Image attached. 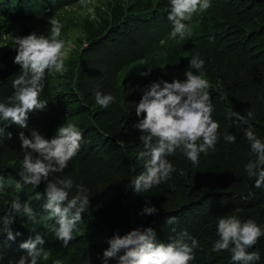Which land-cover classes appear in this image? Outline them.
I'll use <instances>...</instances> for the list:
<instances>
[{
  "label": "trees",
  "instance_id": "1",
  "mask_svg": "<svg viewBox=\"0 0 264 264\" xmlns=\"http://www.w3.org/2000/svg\"><path fill=\"white\" fill-rule=\"evenodd\" d=\"M130 1L129 7L121 3L112 5L113 10H119V18L114 22L110 18L104 35L107 41L123 43V48L116 49L112 43L105 42L108 58L101 59L107 65L93 69L91 77L79 81L81 91L94 98L97 90L114 96L115 102L108 108L112 112L119 107L120 111L113 127L104 123L94 127L90 133L94 132L97 143L81 131L84 139L78 154L63 173L53 175L59 179L70 177L73 181L69 198L76 193L77 185L87 189L85 194L90 204L83 216V226L74 230V238L67 247H62V242L51 231L54 221L33 224L17 216L11 227L21 235L14 241L2 234L0 223V256L3 257L0 264H14L21 255H26L19 244L29 237L34 238L36 233L44 236L46 241L40 264L57 261L59 264H102V253L109 246L108 240L117 233L123 235L141 225L151 226L157 240L163 242H169L179 232L187 230L200 244L194 250L195 258L190 264H233L230 252L212 251L213 243L218 239V218L229 215H236L241 220L251 218L264 229V187L255 188L256 178H249L244 171L249 160L255 158L243 136L247 125H239L238 121L227 118L228 109L245 116L251 112L249 124L257 137L264 140V0H239L243 3L238 5L233 0H210L209 9L193 16L190 22L192 35L184 40L171 38L172 26L167 19L169 0ZM86 2L0 0V102L12 95V81L20 74V65L14 63L13 36H24L33 31L47 35L50 17H56L65 7L75 4L83 7ZM60 23L62 37L78 26L72 12H66ZM138 27L142 31L139 35L142 40L135 31ZM193 55H199L205 61L201 72L193 71L208 80L214 109L212 118L220 125L215 150L207 155L201 153L198 165H193L177 150L175 155L167 157L175 169L171 178L148 192L137 193L129 184L144 171V161L137 158L143 150L142 133L135 127L144 114L136 115V103L153 81L186 79L184 74ZM86 59L87 54H84L82 61ZM75 67L79 68V64ZM149 68L151 71L147 76L141 75ZM109 70L113 73L111 79H108ZM122 76L125 77L123 80ZM56 77L46 73L39 97L48 103L50 112L45 138L54 136L56 129L66 123L65 108H60L61 101L51 96L50 80ZM126 101H129V107L124 111L122 107ZM6 122L0 121V125ZM10 126L11 139L7 135L0 140V180L5 184L4 191L0 192V216L9 212L8 204L18 196L21 202L30 204L39 219L46 213L38 210L34 201L44 192L45 182H41L40 190L31 193V186H25L18 175L24 155L31 153L30 149H22L18 134L23 131L30 138L31 131H39V128ZM226 133L236 135V142H226L223 138ZM103 137L107 140L103 141ZM116 137L119 147L109 150V140ZM14 181H19L22 187L17 189L14 184L9 187ZM146 200L158 209L155 215L138 214ZM170 216L176 217L174 224H166ZM79 231L83 234L76 237ZM248 251L260 254V260L253 264H264V236ZM109 264L116 262L110 259Z\"/></svg>",
  "mask_w": 264,
  "mask_h": 264
},
{
  "label": "clouds",
  "instance_id": "2",
  "mask_svg": "<svg viewBox=\"0 0 264 264\" xmlns=\"http://www.w3.org/2000/svg\"><path fill=\"white\" fill-rule=\"evenodd\" d=\"M211 7L210 0H169L167 19L171 23V38L184 40L191 37L190 22L195 14L202 13ZM50 29L47 35L35 31L24 36H13L11 43L15 45L14 63L20 65V74L12 81L14 89L5 102H0V121H9L20 129L28 128L29 113L44 110L47 102L40 100L44 88L46 73H62L65 71L64 57L65 41L61 39L62 25L56 17L49 18ZM205 61L199 55H193L185 72L186 79L159 80L151 82L143 91V95L135 106L137 116L143 118L135 125L142 135L140 141L143 150L138 159L144 161V171L129 184L137 193L148 192L154 186H159L171 178L175 170L168 156L175 155L180 150L193 164H199L200 154L207 155L215 150L218 142L220 125L212 118L214 111L211 96L208 91L210 84L201 72ZM151 71L143 72L147 76ZM95 102L102 108H108L115 102L114 96L95 92ZM252 113L241 115L232 109L227 110V118L247 125L243 136L250 145L254 159L245 165L244 171L249 178L255 179V188L264 187V140H261L252 130L249 120ZM0 127V136L5 132ZM12 134H8L11 139ZM18 138L22 149H30L35 155L26 154L22 160V170L18 173L24 185L34 189L45 182L46 194L43 210L46 215L39 219L37 213L27 201L21 202L17 196L9 205V212L0 216L3 232L9 241H14L20 232H14L11 225L16 217L26 218L33 224L40 221H54L51 231L62 247H67L73 237V232L83 218L90 200L85 194L87 189L77 185L76 193L69 198L73 188L71 179H59L52 174L63 173L69 162L78 154L83 133L76 124L67 122L61 124L54 136L45 138L37 130L31 131V137L20 131ZM224 140L236 142V135L226 133ZM51 177V178H50ZM20 189L19 181L9 185ZM5 184L0 180V192ZM39 198V197H38ZM158 209L146 200L138 213L141 216L155 215ZM176 217L170 216L166 224H174ZM47 227V225H45ZM35 231V230H34ZM175 231V229H173ZM217 236L212 246L213 252L228 251L233 264H253L260 260L258 251H248L264 236L262 229L253 219L241 220L236 215L218 218ZM45 237L36 233L19 244L26 251L14 264H40L44 254ZM108 247L103 250L102 264L115 260L116 264H190L195 258L194 250L200 247L199 241L187 230L179 232L169 242L158 241L155 230L143 225L135 227L127 233L115 234L108 240ZM45 258H47L45 256ZM3 257L0 256V260ZM59 264V262H54Z\"/></svg>",
  "mask_w": 264,
  "mask_h": 264
},
{
  "label": "rangeland",
  "instance_id": "3",
  "mask_svg": "<svg viewBox=\"0 0 264 264\" xmlns=\"http://www.w3.org/2000/svg\"><path fill=\"white\" fill-rule=\"evenodd\" d=\"M233 2L237 5L243 3V1L239 0H233ZM117 3L125 4L127 7L131 5L130 0H87L83 7L79 4L68 6L56 16L60 21L65 17L66 12H72L78 26L68 30L64 37L61 36V39L65 41V71L62 73H53L57 75V77L50 80V87L52 90L51 96L61 101L59 105L60 108H65L63 114L65 115L66 123L71 122L76 124L80 131L87 134L95 143L98 142V138L94 137V132H90L99 123L110 124L113 127V121L116 120V114L120 111V108L116 107L111 112L109 108L98 106L93 96L87 94V92L81 91L79 81H83L86 77H91L90 75H92L93 69L99 70L107 65V63H105L106 61L104 62L101 59L108 58V51L104 46L105 42L112 43L116 49L123 48V43L117 40L107 41L104 37L106 34L105 30L109 28L108 25L111 22L110 18H113L112 22L119 18V10H117V8L113 10L112 8V5ZM135 31L137 37H140L139 35L142 31H140L139 27ZM140 39L142 40V37H140ZM86 51H88V53H86ZM84 54H87L86 61H82ZM76 63L79 64V68L75 67ZM81 69L82 71H80ZM112 76L113 73L109 70L108 79H111ZM124 78L125 77L122 76L121 80ZM128 107L129 101H126L122 109L127 111ZM49 118L50 112L48 107L44 110H38L35 113H29L27 121L28 127H38L41 134L44 135L49 126L47 123ZM9 123L8 121L0 125V127H5L6 130L4 134L0 136V140L9 134L11 129ZM12 126L17 127L15 124H12ZM42 126L44 127L42 128ZM106 140L107 138L103 137V141ZM107 145H109V150H114L116 147H119L120 143L118 137L110 139ZM52 175H55V173ZM58 175H60V173ZM69 178L70 177H68V179ZM40 186L41 185L35 189L31 186L29 189H31V193H35V191L40 190ZM45 197L46 194L43 192L41 197L34 201V203L38 205L37 209L40 211H44L43 204L45 203ZM84 215L85 213L83 216ZM82 220L75 229L76 231L79 227L83 226ZM82 234L83 233L79 231L76 237Z\"/></svg>",
  "mask_w": 264,
  "mask_h": 264
}]
</instances>
